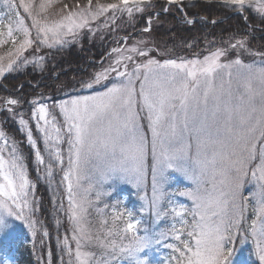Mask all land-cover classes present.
I'll return each instance as SVG.
<instances>
[{"label":"snow or ice","instance_id":"1","mask_svg":"<svg viewBox=\"0 0 264 264\" xmlns=\"http://www.w3.org/2000/svg\"><path fill=\"white\" fill-rule=\"evenodd\" d=\"M207 2L246 25L250 16L264 23V0ZM55 4L0 0V44L13 49L0 77L51 73L61 49L108 39L125 17L133 27L147 17L145 33L161 15L188 32L209 23L189 8L203 7L199 0ZM248 35L219 45L182 37L185 49H206L193 58L124 36L74 82L57 74L59 99L0 97V264H17L41 231L46 246L49 227L59 264H264V48L253 49ZM9 122L12 135L2 130ZM178 179L186 185L172 190ZM41 181L55 213L47 225ZM120 185L136 191L138 211L108 203ZM47 257L53 264L51 248Z\"/></svg>","mask_w":264,"mask_h":264},{"label":"trees","instance_id":"2","mask_svg":"<svg viewBox=\"0 0 264 264\" xmlns=\"http://www.w3.org/2000/svg\"><path fill=\"white\" fill-rule=\"evenodd\" d=\"M61 2L71 5H75L79 2L82 6H87L88 0H56L57 4H60ZM98 2L107 4L116 2V0H92L93 6H95ZM195 2L196 0H193V3ZM199 2L200 4H203V7L198 6L197 8H191V4H189V8L193 12H198L201 17L208 19L209 23L207 25L203 23L198 24L191 30V32H188L184 30L183 25H177V20L173 19L172 15H161L159 22L153 18L152 31L150 33H145L143 32V29L148 26L146 23L147 17L141 19L137 16V18L132 22L134 27L127 23V17H125L124 21L119 24L120 28L123 30L119 32L114 31L113 35L108 39L101 40L97 37L95 39L85 41L83 45L77 43L74 47L61 49L55 54L54 59L50 58L51 62L49 66L54 68V71L51 73L44 72L43 75H41L38 69L36 71L29 69L24 74H6L8 78L5 79L3 77L0 80V97L23 95L27 99L31 100L40 92H45L46 94L59 99L63 96V93L58 90V85L55 81V76L57 74H60V79L63 82H74V77L78 78L79 76H82L85 70L91 72L93 70V65L99 64L105 53L112 46H114L111 43L112 40H118L124 36L130 37L127 41L129 45L144 39L154 42L155 44H159L161 48L167 46L169 49H174V56L191 55V53H195V50L198 51L203 49L202 45L197 46L195 50L185 49L183 47L182 37L187 39L189 36H195L205 43L212 40L219 41L222 37L227 35L230 36L244 32H248L250 35L249 31L251 30L256 37L264 39V23H261L258 17L250 16L249 23L251 26H249L244 23V20L241 17L232 15L230 11L220 7L219 3L200 0ZM101 19H103V17ZM212 20L219 21V23L212 24ZM160 22L163 23L161 24ZM21 84H23L22 89L19 88V85ZM36 85H40V87L36 88ZM45 85L47 87H45ZM27 110V106H25V111ZM5 127L8 129L7 132L9 133H14L16 129V125L11 122H9V124ZM15 137L17 141L21 139L19 134H16ZM24 155H29L26 145L24 146ZM31 162L32 161H30L29 165L30 176L32 179H35V168ZM42 182L43 181L39 184L37 195L42 198V211L40 215L41 218L45 220L47 225L52 222V217L55 213L50 203L52 194L48 191L46 184L44 182V184H42ZM49 231L52 236L50 239L45 238L47 248H51L53 250V264H59V260L57 259L58 254L56 251V239H54L57 233L53 227H49ZM60 233L63 235V228L60 229ZM40 239L41 234H38L36 240ZM17 257L19 264H37L35 254L29 251V248L24 249V247H21V249L17 252Z\"/></svg>","mask_w":264,"mask_h":264},{"label":"rangeland","instance_id":"3","mask_svg":"<svg viewBox=\"0 0 264 264\" xmlns=\"http://www.w3.org/2000/svg\"><path fill=\"white\" fill-rule=\"evenodd\" d=\"M200 1H207V0H200ZM55 6L58 7L59 3L58 4L56 3ZM27 22L30 23V21H27ZM249 32H250V35H248L246 37V39L250 40L251 47L253 49L264 48V39L256 37L252 33L251 30ZM227 37H228V35L223 37V38L227 39ZM5 39H6V36H5ZM216 41H217V45H219V41L220 40L219 41L216 40ZM9 51H13L11 41H9L6 44H0V64H6L8 62V59H9L8 53H9ZM196 51L197 50H195L194 52L195 53H206V49L204 47H203V49L198 50L197 52ZM195 53H191V55L190 54L189 55H183L182 57L193 58ZM2 78L3 77H0V80ZM13 98H16V97H13ZM0 121H2L1 120V116H0ZM2 130L7 132L8 129L5 126H2ZM11 134H13V133H9V135H11ZM31 161H32L31 163H32L33 167L35 168L34 156L31 159ZM186 183H187L186 181H183L182 179H178V180L173 182L172 190H176V189H181L182 190L183 187L186 185ZM42 184H44V183L42 182ZM47 189H48V191H50V194H52V192H51V190H49L48 186H47ZM149 192H150V188H149ZM118 200L120 201L121 209L126 207L127 209L133 210L134 212L138 211V209L140 207V203H141L136 191L134 189H132L131 186H128V185H120V186H118L117 190L115 191V193L112 196L111 200L108 201V203L113 204V203H115ZM181 200L183 201V198H181ZM38 234H42V231H41V233H38ZM36 239H37V237L35 238V249L33 248V244L32 243H26L25 246H23V247H24V249L25 248H29V251H31L33 254H35V260H36L37 264H46L47 259H48L47 252L49 250L47 248V243H46V246L42 247L41 244H40V240H36ZM47 239H49V238H47ZM54 239H56V236H55ZM34 250H35V253H34ZM17 258L18 257H17V253H16L15 254V259L18 262Z\"/></svg>","mask_w":264,"mask_h":264}]
</instances>
